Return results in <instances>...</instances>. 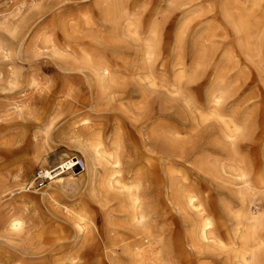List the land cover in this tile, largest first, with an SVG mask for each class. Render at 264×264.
Instances as JSON below:
<instances>
[{
    "label": "rangeland",
    "instance_id": "1",
    "mask_svg": "<svg viewBox=\"0 0 264 264\" xmlns=\"http://www.w3.org/2000/svg\"><path fill=\"white\" fill-rule=\"evenodd\" d=\"M0 264H264V0H0Z\"/></svg>",
    "mask_w": 264,
    "mask_h": 264
},
{
    "label": "built area",
    "instance_id": "2",
    "mask_svg": "<svg viewBox=\"0 0 264 264\" xmlns=\"http://www.w3.org/2000/svg\"><path fill=\"white\" fill-rule=\"evenodd\" d=\"M77 164H79V167H81V169H83V161L80 160L78 157L68 158V159L62 161L56 167H57L58 172H65V171L69 170L72 167H76ZM53 169L54 168L48 169V170L54 172ZM35 180L36 181L38 180L41 185H43L44 183H46L47 180H50V177L47 175L46 169H40L37 172V175L35 177Z\"/></svg>",
    "mask_w": 264,
    "mask_h": 264
},
{
    "label": "bare ground",
    "instance_id": "3",
    "mask_svg": "<svg viewBox=\"0 0 264 264\" xmlns=\"http://www.w3.org/2000/svg\"><path fill=\"white\" fill-rule=\"evenodd\" d=\"M77 166H79V164H77ZM77 166H76V167H77ZM76 167H72V168H70L69 170H74V169H76ZM83 167H84V163H83ZM53 170H54V172H52V171L46 169V171H47V175L50 177V179H55L56 177L60 176L61 174H63V173H65V172L69 171V170H67V171H65V172H58L57 167H55ZM62 179H63V178H59L58 181H62ZM79 226H80V225H79ZM80 229H81V228H80ZM81 230H82V229H81Z\"/></svg>",
    "mask_w": 264,
    "mask_h": 264
}]
</instances>
